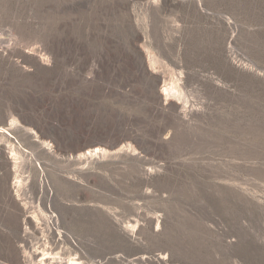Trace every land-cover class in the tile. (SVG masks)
<instances>
[{"label":"rangeland","instance_id":"1","mask_svg":"<svg viewBox=\"0 0 264 264\" xmlns=\"http://www.w3.org/2000/svg\"><path fill=\"white\" fill-rule=\"evenodd\" d=\"M58 257L264 264V0H0V264Z\"/></svg>","mask_w":264,"mask_h":264},{"label":"bare ground","instance_id":"2","mask_svg":"<svg viewBox=\"0 0 264 264\" xmlns=\"http://www.w3.org/2000/svg\"><path fill=\"white\" fill-rule=\"evenodd\" d=\"M165 91H166V89H162V91H161V93L162 94H165ZM94 151V150H93ZM92 151V152H93ZM92 152H90L89 154H91ZM59 258V257H58ZM55 262V261H54ZM64 262H65V260H64ZM68 262V261H67ZM56 264H63V260H61L60 258L58 259V260H56V262H55ZM65 264V263H64ZM68 264H75V263H73V262H68Z\"/></svg>","mask_w":264,"mask_h":264}]
</instances>
